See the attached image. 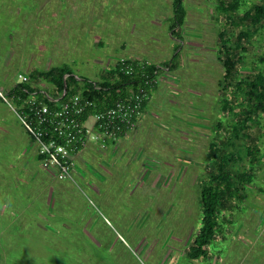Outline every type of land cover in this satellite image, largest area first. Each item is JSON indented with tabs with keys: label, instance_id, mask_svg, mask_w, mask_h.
Here are the masks:
<instances>
[{
	"label": "rangeland",
	"instance_id": "1",
	"mask_svg": "<svg viewBox=\"0 0 264 264\" xmlns=\"http://www.w3.org/2000/svg\"><path fill=\"white\" fill-rule=\"evenodd\" d=\"M85 1L86 5L92 4V0ZM76 2L0 0V58H6L5 70L9 73V81L12 74L18 71L30 77L58 67H66L74 80H98L92 70L94 63H86L84 57L97 55L100 53L99 48L90 47L85 52L82 48L81 53H76L81 59L72 61H58L54 58L39 61L41 63L28 62L26 58H30V55H26L18 64L12 59L13 56L10 57L11 53H17V41L26 43L20 46L23 53L31 51L33 46L29 40L36 31L30 25L27 31H23L19 25L20 19L13 18L14 7L73 5ZM260 2L244 0L240 6V15ZM183 5L186 17L175 34L180 46L182 68L179 76L182 86L181 93L173 94L178 107H174L172 112L166 109L162 116L165 118V132L174 135L170 138L164 132L161 133L164 137L158 136L156 140V160L162 161L156 168L160 172L151 167H140L139 162L142 164V161L156 163L153 161L155 157L145 158V154L141 159L137 156L133 159V154L128 158H116L109 165L104 161L91 163L85 168L87 173L82 175L84 182L76 177L74 169L73 180L69 182L75 184L67 185L62 202L54 200L55 224L57 228L65 225L63 237L33 236L29 238L30 242L25 239L26 245L21 244V247L16 248L6 244L5 238H2L1 264H264V223L260 221L264 220V114L259 117L258 125L251 133L261 157L259 165L253 167L255 177L246 186L245 197L236 199L235 206L221 213L220 229L213 243L206 249L207 257L198 261L187 257L188 249L201 227L197 191L200 181L210 168L211 162L207 157L209 143L218 135L217 120L223 117L222 124L226 126L229 119L219 109L223 94L218 91L217 83L222 79L223 67L218 54V34L226 28V24L217 11V0H184ZM138 10L144 12L127 14V18L121 14L116 17V13L109 11L101 13V35L83 34L85 30L81 29V32L79 26L70 31L68 40L76 41L78 37L86 45L97 41L105 46L111 42H107L106 37H112L115 43H120L128 51L131 47L140 49V45H135L138 39L148 40L147 35L151 39L150 33L156 32L161 41L174 43L161 28L163 24L154 26L157 25L156 21H170V11L166 12L163 7L156 9L149 4ZM138 22L147 24L150 32L138 35L142 31L130 27V24L146 27ZM15 31L24 35L16 36L13 33ZM59 32L55 31L57 39ZM39 39L42 38L36 37L35 40ZM232 40L235 41V38ZM242 46L245 51L240 52L242 64L239 74L244 76L264 71V63L261 61L264 59V26L244 39ZM68 47L72 49L74 46ZM61 49L59 47V50L54 51L58 58ZM163 55L162 51L161 54L149 52L148 57L143 58L153 61L157 58L163 62ZM31 81L32 85L51 86L49 81L42 78ZM93 82L100 84L98 81ZM109 82H112L111 79ZM186 84L190 87L187 93ZM49 91L52 93V90ZM170 120L174 125L169 123ZM220 132L223 136L224 131ZM111 151L108 150L107 155ZM102 162L106 164L104 170H101ZM53 228L55 230V225Z\"/></svg>",
	"mask_w": 264,
	"mask_h": 264
},
{
	"label": "crops",
	"instance_id": "2",
	"mask_svg": "<svg viewBox=\"0 0 264 264\" xmlns=\"http://www.w3.org/2000/svg\"><path fill=\"white\" fill-rule=\"evenodd\" d=\"M76 1V4L73 5L56 4L33 8H30L31 6L18 5L14 7L13 18L17 17L20 19L19 25L22 26L23 31L28 30V25H30L31 29H36V31L29 40V43L31 42L33 46L32 50L27 54L23 53L20 46L26 43L17 41L15 44L17 53H11L10 57L13 56L12 59L18 64L25 59L26 55H30V58H26L28 62H45L54 58L58 61H72V59H81L79 54L76 53H81L82 48L84 52L91 49L90 47L99 48L100 53L91 58H84L86 63H94L92 70L95 71L98 80H91L90 82L98 81L100 84L109 83L113 75L112 69L122 57L132 60H145L143 62H147L151 67L164 69L162 74L164 82L151 91L150 99L139 115L138 126L133 132L122 138L116 146L110 147L108 150L111 149L112 151L109 155H107L108 150L104 152L97 149L94 145H89L75 157L76 177L82 182H84L82 175L86 172L85 168L89 164L104 161L109 165L114 163L116 158L132 157V154L133 159L135 156L141 159L143 154H145V158L150 157L153 159L155 157L153 161L157 164L151 161H142V164L139 162V165L140 167L141 165L143 167H151V169L160 172L156 167L162 161L156 160L155 153L157 148L156 140H158V136L162 135L164 137L161 133L165 132L163 127L165 118L162 116L166 109L172 112L174 107H178L176 106V100L174 101L176 97H173V94L181 93L180 86H182L179 76L182 68L181 55L179 53L180 46L178 47L179 39L175 36L179 27L172 29L174 23L172 0H92V4L89 5H86L85 0ZM148 4L156 9L163 7L166 12L170 11V21L167 23L156 21L157 23L155 22V24L157 25L152 24V21L151 24L158 27L163 24L164 26H161V28L165 30L166 36H170V41L174 43L169 44L161 41L158 37L159 33L156 34V32L150 33L151 39L148 35V40L138 39V43L135 45H140V49L131 47L128 51L120 46V43H115L112 37H106L107 42H111L105 46H102L97 41L86 45L85 41H79L78 37L76 41L69 42L68 40L71 35L70 31L75 30L74 28H79V26L81 32V29L85 30L82 32L83 34L88 33L87 35L91 36L101 35V25L99 24V14L101 13L109 11L116 13V17L121 14L122 17L126 15L127 18V14L144 12V10L141 11L138 8ZM134 7H137L135 11L133 10ZM87 13L90 15H87ZM138 23L146 26L138 25V28L130 24V27L134 30L137 28L142 31L138 35L150 32L147 29V24L144 22ZM56 30L60 31L58 39L56 38ZM13 33L16 36L24 35V33L21 34L19 31ZM35 33L38 34L35 35ZM36 37L44 40H35ZM68 46L74 47L70 49ZM34 47L36 50H33ZM59 47H62V49L59 51L60 57L58 58L54 51L59 50ZM161 51L164 52L163 62L157 58L154 61L149 58H143L148 57L149 52H160L161 54ZM175 55H177V59L171 65L170 62ZM5 60L6 58H0V89L9 91L16 83L15 76L22 72L18 71L15 75L12 74V78L9 81L7 79L9 73L5 70ZM166 74H170V76ZM33 84L36 83L33 82ZM185 86V93H187L190 87L187 84ZM170 122L172 121L170 120ZM165 135L172 138L174 134L165 132ZM140 150L141 152L139 153ZM100 164L102 165L101 170H104L103 168L106 164L103 162ZM68 182H58L53 169L46 170L42 167L36 144L25 132L16 115L0 100V243L1 239L5 238L6 244L16 248L21 247V244L26 245L24 243L25 239L30 242L29 238L33 236H43L45 238L49 236L63 237L66 232L65 225H60L57 228L53 208L55 199L62 202L67 185L75 184L74 182ZM260 221L264 223V220ZM54 225L55 230H53ZM2 254L3 249L0 247V257ZM1 263L2 261L0 260Z\"/></svg>",
	"mask_w": 264,
	"mask_h": 264
},
{
	"label": "trees",
	"instance_id": "3",
	"mask_svg": "<svg viewBox=\"0 0 264 264\" xmlns=\"http://www.w3.org/2000/svg\"><path fill=\"white\" fill-rule=\"evenodd\" d=\"M242 3L244 0H217V11L226 24V28L218 34V54L223 67L222 79L218 82V91L223 94L219 109L226 113L229 120L226 126L222 124L223 117L217 120L218 135L209 143L207 157L211 162L210 168L200 181L197 191L201 208V227L187 255L192 261L207 257L206 249L213 243L220 229L221 213L228 207L235 206L236 199L245 197L246 186L251 184L255 177L253 167L259 165L261 157L260 149L253 142L251 133L258 125L259 117L264 114V71L243 76L239 74V67L242 64L240 52L245 51L242 41L264 26V0L252 5L240 15ZM172 6L173 29L183 24L186 13L183 0H172ZM175 59L177 55L173 57L171 65ZM261 61L264 63V59ZM147 70L151 73L153 67L149 66ZM68 71L66 67H58L32 74L29 78L45 79L54 85L57 93L61 94L65 87L66 93L73 95L78 81L74 80ZM131 82L129 78L120 77L113 84H99L101 88L110 87L109 91H95L86 84L84 96L93 100H112L121 85H129ZM24 87L29 89L28 86ZM222 130L223 136L220 135Z\"/></svg>",
	"mask_w": 264,
	"mask_h": 264
},
{
	"label": "built area",
	"instance_id": "4",
	"mask_svg": "<svg viewBox=\"0 0 264 264\" xmlns=\"http://www.w3.org/2000/svg\"><path fill=\"white\" fill-rule=\"evenodd\" d=\"M148 67L139 60H118L109 84L120 77L132 82L121 85L112 100L84 96L86 84L95 91H109L110 87L101 88L95 82L76 78L78 87L68 95L65 87L60 94L51 83L45 87L32 85L23 74L16 75V83L7 93L0 92V100L36 144L42 167L53 169L58 182L72 181L75 157L80 151L89 145L108 150L137 128L151 91L164 82V69L153 67L149 73Z\"/></svg>",
	"mask_w": 264,
	"mask_h": 264
}]
</instances>
